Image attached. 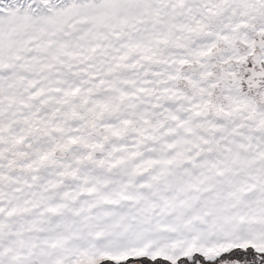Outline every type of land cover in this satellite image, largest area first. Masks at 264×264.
Here are the masks:
<instances>
[{
  "label": "snow or ice",
  "instance_id": "6c2138e0",
  "mask_svg": "<svg viewBox=\"0 0 264 264\" xmlns=\"http://www.w3.org/2000/svg\"><path fill=\"white\" fill-rule=\"evenodd\" d=\"M0 264H264V0H0Z\"/></svg>",
  "mask_w": 264,
  "mask_h": 264
}]
</instances>
